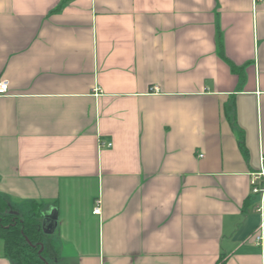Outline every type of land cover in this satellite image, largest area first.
<instances>
[{"label": "crops", "instance_id": "1", "mask_svg": "<svg viewBox=\"0 0 264 264\" xmlns=\"http://www.w3.org/2000/svg\"><path fill=\"white\" fill-rule=\"evenodd\" d=\"M0 80V193L49 264H264V2L0 0Z\"/></svg>", "mask_w": 264, "mask_h": 264}, {"label": "trees", "instance_id": "2", "mask_svg": "<svg viewBox=\"0 0 264 264\" xmlns=\"http://www.w3.org/2000/svg\"><path fill=\"white\" fill-rule=\"evenodd\" d=\"M238 136L239 147L245 151L243 137ZM42 226L41 207L27 214L16 213L8 198L0 193V241L7 259L14 264H49L57 259V249Z\"/></svg>", "mask_w": 264, "mask_h": 264}, {"label": "built area", "instance_id": "3", "mask_svg": "<svg viewBox=\"0 0 264 264\" xmlns=\"http://www.w3.org/2000/svg\"><path fill=\"white\" fill-rule=\"evenodd\" d=\"M254 3H261L264 2V0H253ZM9 89V83L5 80H0V97L5 96ZM107 146H111V144H108ZM257 181L264 182V173L256 174L252 176L251 178V186H252V192L254 194L262 193L264 192L263 188H259L256 183ZM93 213L96 215L100 214V206L99 204L94 208Z\"/></svg>", "mask_w": 264, "mask_h": 264}, {"label": "water", "instance_id": "4", "mask_svg": "<svg viewBox=\"0 0 264 264\" xmlns=\"http://www.w3.org/2000/svg\"><path fill=\"white\" fill-rule=\"evenodd\" d=\"M53 220L55 221V218H53ZM43 230H44V232L46 233V234H48V235H50L52 232H53V228H54V223L52 224H50V225H48L47 226V221H46V219L43 221Z\"/></svg>", "mask_w": 264, "mask_h": 264}]
</instances>
